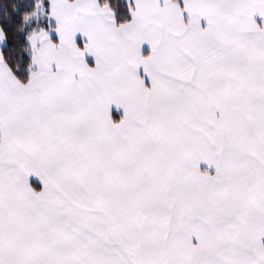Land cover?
Instances as JSON below:
<instances>
[{
    "label": "snow or ice",
    "instance_id": "snow-or-ice-1",
    "mask_svg": "<svg viewBox=\"0 0 264 264\" xmlns=\"http://www.w3.org/2000/svg\"><path fill=\"white\" fill-rule=\"evenodd\" d=\"M0 264H264V0H0Z\"/></svg>",
    "mask_w": 264,
    "mask_h": 264
}]
</instances>
